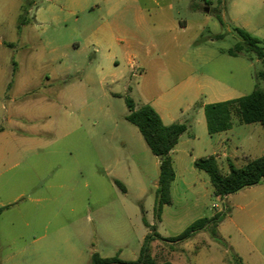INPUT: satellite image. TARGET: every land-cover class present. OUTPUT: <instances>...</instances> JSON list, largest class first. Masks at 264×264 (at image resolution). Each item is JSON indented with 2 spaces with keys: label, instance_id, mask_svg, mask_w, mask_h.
Returning a JSON list of instances; mask_svg holds the SVG:
<instances>
[{
  "label": "rangeland",
  "instance_id": "374dc122",
  "mask_svg": "<svg viewBox=\"0 0 264 264\" xmlns=\"http://www.w3.org/2000/svg\"><path fill=\"white\" fill-rule=\"evenodd\" d=\"M207 1L0 0V264H90L93 253L137 260L148 234L178 236L226 207L218 236L229 249L203 230L187 241L153 236L151 254L172 264H264V181L221 200L194 167L215 151L237 167L264 154L259 123L235 116L227 136L211 137L201 108L254 90L261 61L227 51L237 28L264 48V2ZM126 96L188 126L171 154L173 203L160 222L159 160L126 120Z\"/></svg>",
  "mask_w": 264,
  "mask_h": 264
},
{
  "label": "trees",
  "instance_id": "16d2710c",
  "mask_svg": "<svg viewBox=\"0 0 264 264\" xmlns=\"http://www.w3.org/2000/svg\"><path fill=\"white\" fill-rule=\"evenodd\" d=\"M217 18L222 22L220 15H217ZM236 32L240 37V41L227 53L232 57L248 55L249 60H252L254 55L261 61L263 69L257 72L255 76L257 84L250 94L236 99L203 105L207 132L210 136L231 130L235 116L243 124L259 123L264 128V48L260 45V39L252 36L246 30L237 28ZM222 36L218 35L216 38ZM125 103L129 111L126 120L138 128L150 151L159 160L154 218L156 222H160L163 207L173 203L171 186L176 178V172L171 153L179 143L181 136L188 131V126L178 122L170 125L164 124L160 114L154 107L145 104L137 108L134 99L129 96L125 97ZM227 161V172L222 171L214 155L200 158L194 162L196 169L208 175L216 197L223 199L244 188L264 181V154L256 159L249 160L241 167H237L230 159ZM115 183L123 192H126L125 186L120 181L116 180ZM229 214L230 209L226 207L225 211L194 221L180 235L168 239L155 232L153 235L148 234L137 260L124 261L119 256L105 258L99 253H93L90 264H172L170 261L158 262L151 254L150 241L154 239L153 236L169 241H187L203 230L210 232L216 240H219L228 248V245L218 236V227ZM143 223L147 229L155 230V225H151L144 216ZM234 261L238 264L237 259Z\"/></svg>",
  "mask_w": 264,
  "mask_h": 264
},
{
  "label": "crops",
  "instance_id": "0c3cea01",
  "mask_svg": "<svg viewBox=\"0 0 264 264\" xmlns=\"http://www.w3.org/2000/svg\"><path fill=\"white\" fill-rule=\"evenodd\" d=\"M135 1H137V0H135ZM259 1H260V2H264V0H259ZM207 3H208V4H211V3H212V0H208ZM168 8H169L170 11L173 10V5H172L171 3H169V2H168ZM91 9L94 10L93 7H92ZM193 9H194V10H199V8H198L197 6H193ZM180 28H181V30H185V29L187 28V22H186V21H180ZM108 29H109L110 31H116V32H120V31H123V30H124L123 27L120 26L119 23L110 24V22H108ZM251 61H252V60H251ZM231 99H236V98H226V97H225V98H218V99H215V100H210V101H208V102L203 103V104L201 105V108L203 109V105L208 104V103L221 102V101H226V100H231ZM149 105H151L152 107L155 108V110L160 114V116H161V118H162V120H163V122H164V117H163V115L161 114V112L158 110V108H157L155 105H153V104H149ZM164 124H166V123L164 122ZM170 124H172V123H169V124H166V125H170ZM230 131H232V129H231V130H228V131H226V132H222V133L216 134V135H214V136H218L219 138H221V136H224V135L227 136V133L230 132ZM214 136H211V137H214ZM181 137H182V136H181ZM226 140L229 141L228 137L226 138ZM221 141H222V144L225 145V141H224V140H221ZM174 150H175V149H174ZM174 150L172 151V153L174 152ZM172 153H171V154H172ZM218 154H220V156L222 155V158H224V156H225V158H226L227 160H228V159H231V155L228 154V153H226V152L219 153V151H215V152H213L212 155L216 156V158H217V160H218V157H217ZM171 156H172V155H171ZM173 165H174V162H173ZM174 168H175V167H174ZM175 172H176V170H175ZM175 181H176V178H175L174 182H175ZM174 182H173V183H174ZM173 183H172V184H173ZM171 187H172V186H171ZM229 197H230V195L227 196V197H225V198H223V199H221L220 197H218V198H220L221 200H227V201H228ZM216 206H217V205H216Z\"/></svg>",
  "mask_w": 264,
  "mask_h": 264
}]
</instances>
